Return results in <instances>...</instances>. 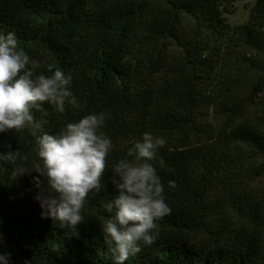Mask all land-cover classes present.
<instances>
[{
  "label": "trees",
  "instance_id": "16d2710c",
  "mask_svg": "<svg viewBox=\"0 0 264 264\" xmlns=\"http://www.w3.org/2000/svg\"><path fill=\"white\" fill-rule=\"evenodd\" d=\"M236 1L0 0V33L16 34L37 74L51 65L70 76L78 103L64 112L45 103L47 116L32 110L41 128L0 133V153H20L14 164L0 160L8 264H114L101 229L116 195L110 177L146 132L166 141L151 163L171 213L125 264H264V211L235 204L240 192L224 187L233 173L264 178V0L231 26L225 13ZM92 113L105 114L100 131L113 148L75 234L41 218L36 140ZM225 204L233 225L219 217Z\"/></svg>",
  "mask_w": 264,
  "mask_h": 264
},
{
  "label": "clouds",
  "instance_id": "9594fccd",
  "mask_svg": "<svg viewBox=\"0 0 264 264\" xmlns=\"http://www.w3.org/2000/svg\"><path fill=\"white\" fill-rule=\"evenodd\" d=\"M30 64L39 66L18 49L16 34L0 33V133L19 132L26 126L41 128L45 121L37 122L32 110L47 116L45 103L57 112H64L66 103L78 107L70 91V76L51 65L47 66L50 75L37 74ZM104 121L105 114L92 113L68 123L55 135L43 132L36 140L38 175L31 182L38 190L35 200L41 218L57 221L75 234L83 222L81 212L89 193L101 187L113 148L111 139L100 131ZM165 143L146 132L128 149L127 156L133 159H121L113 166L110 181L116 195L106 204L111 215L103 219L101 229L114 264H125L130 255L141 251V243L154 244L156 221L171 213L151 163ZM7 147L9 151L0 153V160L14 164L20 153ZM169 186L175 187V182L169 181ZM9 259L10 254L0 253V264H8Z\"/></svg>",
  "mask_w": 264,
  "mask_h": 264
},
{
  "label": "rangeland",
  "instance_id": "374dc122",
  "mask_svg": "<svg viewBox=\"0 0 264 264\" xmlns=\"http://www.w3.org/2000/svg\"><path fill=\"white\" fill-rule=\"evenodd\" d=\"M256 0H238L236 1L231 10L225 13V17L227 18V22L231 26H237L244 24L248 21L250 12L255 4ZM229 179L224 183V187L238 189L240 192L239 198L236 199L235 204H240L243 206L246 203H259V208L264 211V178H258L256 180L252 179L250 173L247 171L233 173L228 176ZM226 209L224 207L219 210L221 217L224 220L233 225L237 222V216L235 214L234 209L225 204Z\"/></svg>",
  "mask_w": 264,
  "mask_h": 264
}]
</instances>
